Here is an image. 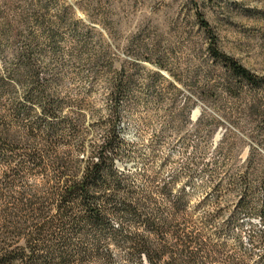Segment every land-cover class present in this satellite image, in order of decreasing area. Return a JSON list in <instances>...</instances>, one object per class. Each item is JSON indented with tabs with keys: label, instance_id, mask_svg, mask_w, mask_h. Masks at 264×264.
Listing matches in <instances>:
<instances>
[{
	"label": "rangeland",
	"instance_id": "obj_1",
	"mask_svg": "<svg viewBox=\"0 0 264 264\" xmlns=\"http://www.w3.org/2000/svg\"><path fill=\"white\" fill-rule=\"evenodd\" d=\"M201 19L222 53L263 80L260 88L232 83L210 55ZM1 26L22 39L0 46V77L14 75V51L36 37L40 75L93 111L89 156L104 140L99 119L108 117L113 85L131 77L118 124L119 171L152 189L158 202L181 199L212 243L226 245L221 252L264 264L263 250L251 244L262 219L241 211L242 194L229 188L249 157L264 169V0H0ZM263 203L259 191L255 204ZM112 247L113 264H138Z\"/></svg>",
	"mask_w": 264,
	"mask_h": 264
},
{
	"label": "trees",
	"instance_id": "obj_2",
	"mask_svg": "<svg viewBox=\"0 0 264 264\" xmlns=\"http://www.w3.org/2000/svg\"><path fill=\"white\" fill-rule=\"evenodd\" d=\"M201 22L211 57L232 83L260 88L263 80L222 53L209 23ZM20 37L17 29L0 27L1 47ZM36 42L34 36L24 41L14 51V75L0 77V264H113L112 243L138 264H250L245 253L221 252L226 245L212 243L181 199L158 202L152 189L117 168L124 153L118 124L132 78L113 85L108 117L99 119L104 140L89 156L86 122L93 111L40 75ZM242 169L229 188L242 194L241 211L261 217L263 230L251 244L264 252V203L255 204L264 193V169L254 157Z\"/></svg>",
	"mask_w": 264,
	"mask_h": 264
}]
</instances>
